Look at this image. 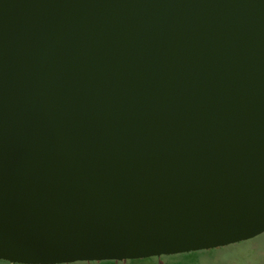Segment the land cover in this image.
<instances>
[{
    "label": "water",
    "instance_id": "obj_1",
    "mask_svg": "<svg viewBox=\"0 0 264 264\" xmlns=\"http://www.w3.org/2000/svg\"><path fill=\"white\" fill-rule=\"evenodd\" d=\"M262 234L264 0H0V262Z\"/></svg>",
    "mask_w": 264,
    "mask_h": 264
},
{
    "label": "rangeland",
    "instance_id": "obj_2",
    "mask_svg": "<svg viewBox=\"0 0 264 264\" xmlns=\"http://www.w3.org/2000/svg\"><path fill=\"white\" fill-rule=\"evenodd\" d=\"M0 264L8 263L0 262ZM120 264H264V234L246 242L197 255L160 257L144 262L125 261Z\"/></svg>",
    "mask_w": 264,
    "mask_h": 264
},
{
    "label": "trees",
    "instance_id": "obj_3",
    "mask_svg": "<svg viewBox=\"0 0 264 264\" xmlns=\"http://www.w3.org/2000/svg\"><path fill=\"white\" fill-rule=\"evenodd\" d=\"M205 252V251H204ZM199 253H201V252H197V253H190V254H184L185 256H191V255H197V254H199ZM152 259H146V260H137L138 262H144V261H151ZM198 261V260H197ZM196 261V262H197ZM195 262V261H194ZM3 263H5V262H3ZM76 264H78V263H76ZM80 264H120V263H117V262H98V263H96V262H93V263H80Z\"/></svg>",
    "mask_w": 264,
    "mask_h": 264
},
{
    "label": "flooded vegetation",
    "instance_id": "obj_4",
    "mask_svg": "<svg viewBox=\"0 0 264 264\" xmlns=\"http://www.w3.org/2000/svg\"><path fill=\"white\" fill-rule=\"evenodd\" d=\"M153 259V258H152ZM146 260V259H145Z\"/></svg>",
    "mask_w": 264,
    "mask_h": 264
}]
</instances>
